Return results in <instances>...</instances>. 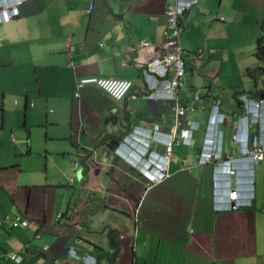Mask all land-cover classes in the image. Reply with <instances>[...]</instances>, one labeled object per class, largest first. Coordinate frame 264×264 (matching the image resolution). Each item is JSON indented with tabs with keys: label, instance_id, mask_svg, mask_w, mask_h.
<instances>
[{
	"label": "crops",
	"instance_id": "obj_1",
	"mask_svg": "<svg viewBox=\"0 0 264 264\" xmlns=\"http://www.w3.org/2000/svg\"><path fill=\"white\" fill-rule=\"evenodd\" d=\"M172 2L28 0L0 23V264H264V159L251 168L233 138L239 94L258 98L251 72L264 79L252 46L264 38V0H199L181 17L189 55L178 101L190 103L197 90L203 108L187 111L199 128L174 146L170 177L152 184L144 156L127 163L101 142L134 133L159 161L172 103L144 97L141 67L163 52ZM146 39L152 46L139 47ZM83 76L132 87L112 100L94 86L77 89ZM216 95L228 115L221 149L237 157L238 172L251 168L239 176L253 181L255 200L241 210H213L212 167L195 165ZM245 130L264 142V113ZM19 215L25 226L12 223Z\"/></svg>",
	"mask_w": 264,
	"mask_h": 264
},
{
	"label": "clouds",
	"instance_id": "obj_2",
	"mask_svg": "<svg viewBox=\"0 0 264 264\" xmlns=\"http://www.w3.org/2000/svg\"><path fill=\"white\" fill-rule=\"evenodd\" d=\"M25 1H28V0H0V23L8 22L15 18H18L19 15L21 14L19 10V6L22 5ZM198 2L199 0H173V2L171 3L172 5H170L164 12L163 23L161 25V34L163 37L162 39L163 52L160 55L151 59L150 61L146 62L141 67L143 78L147 84L146 90L145 92H143L144 97L147 98L148 100H151V99L163 100V101L169 100L170 103H172V106H171L172 111H173L172 125L170 128V132L168 133L167 138L164 141L163 150L168 141H172V138H176V136L172 133V128L174 126V120H175L174 106L180 105L178 101V92H179L181 80L184 77L186 69H187L186 59L189 55L185 51V49L183 48L180 42V34L183 30V26H182L180 19L183 16V14H185L186 11H188ZM170 10H178L176 13L177 14L176 25L178 28L176 40L179 46L181 47V60L183 61L181 69L183 72H182V75H180L177 78L178 79L177 86L175 88H172V90L168 92L167 89L163 87V85L171 81L170 78L173 75V68H175L176 65L171 64L167 66L166 69H164L165 60H162L161 64H159V62L155 63V60L163 59L168 54L166 42L168 41V38L171 37V34H172L169 28V25H168V11ZM13 11H15V13H12ZM91 11H92V5L89 7V13ZM220 17L222 16H219L218 18L223 19V17L222 18ZM209 18L215 19L216 16L209 15ZM149 46H152V44L148 39L141 41L139 44V47H143L146 49ZM195 52L197 53L199 57L202 55L201 49H197ZM259 60L261 61L260 65L264 66V53L261 55ZM149 64H151L150 67H152L153 70L145 72V69H148ZM258 73H260V71H258ZM83 77H87V76H83ZM96 77H102V76H96ZM81 78H79L76 81L77 89H80L88 85V86H94L98 88L99 90H101V88L95 85H92V84H83L79 86L78 83ZM131 87H132V81H131ZM130 88L126 91L124 96L128 93ZM255 92L257 93L256 90ZM196 93L198 95L197 100H195ZM78 95H79V91L77 90L75 92V96L77 97ZM252 96H253L252 94L250 93L247 94L244 92H241L239 94L238 100H239V105L241 106L242 111L239 113L237 121L239 122V124H241L242 128L239 129L235 134H233L234 142L238 143L239 148H240V153L238 156H240L241 158L242 157L249 158L247 159V161L250 163L251 168H253V163H256L264 159V152L262 154L261 159L252 158L250 155H246V153H244L245 148L250 149L254 147V143L258 144V146L262 148V150L264 151V142L261 141L259 134L249 133L245 130L249 128L251 124L260 126L261 119L264 113V98H259V96L258 98L257 96L255 97H252ZM122 98L117 101H121ZM193 98L194 100L190 101V103L183 104V106L189 107V105L193 103L194 108L193 109L188 108L187 111L194 110L197 107L200 109L203 108V104L201 105L199 104L200 107L195 105L196 101H199V100L202 101L199 91L197 90L194 91ZM243 98L245 100H243ZM111 99L115 100L113 98ZM222 104H223V101L221 97H219L218 95L213 97L211 105H210L207 125L205 128V135H204V138L202 139L200 148L198 149L199 153H198V159L196 161V164L202 165V166L209 165L212 167V206H213V210L215 211L232 210V209H228V206H230L231 203H235V202L238 204V208L234 210H241L243 208L250 207L253 204V201L255 200L254 184L252 180L248 184H245V183L242 184V182H245V178L242 176L241 177L239 176L241 172L246 174L248 171L251 170V168L250 167L247 169L244 168L242 171L239 170L238 172V170L235 168V162L237 160V157L234 158L233 156H230V157L225 156L223 149H221L222 129H220L219 125L224 124L228 116L227 113L223 111ZM186 115H187V112L183 118L186 121H189L193 125V127H191L190 137L188 138L186 142L173 143L171 152L173 151V148L175 145L190 144L194 131L199 128V123L195 120L188 118ZM157 124L159 125L158 130L154 131L153 127L151 128V131L154 133L159 132L161 128L160 123H157ZM242 133L244 134L242 135ZM113 139H114V143L112 144L110 140L113 141ZM101 142L103 146L106 147V149H109L108 151L109 154L113 150V153L115 156H117V159H121L127 163L133 164L134 162L132 161V159L134 157H138L140 159L141 156H144V158L147 159L148 164H150V168L147 170L149 173L148 176L150 178H153V176L156 175L155 171L159 170V167H158L159 165H163L165 167L166 172L168 173L167 177H170L168 167H169L171 153H170L169 158L167 159L165 158L164 152L162 150L161 152L162 154L160 153L161 157H157L159 161L152 164L149 160L153 158V156L155 155L153 151L149 150L148 147L145 145L146 141L141 136L131 133L126 137L122 136L121 139H118L117 137H107L105 139H101ZM213 144L215 145L214 147L207 148V146L213 145ZM95 147L97 149L98 146L96 145L94 146L93 152H92L93 155L96 154L94 153L96 152ZM212 150H216L217 159L209 161L211 159L209 156L208 157L209 162L199 163L200 161L199 158L200 157L205 158L204 155L208 154ZM148 154L150 156L149 158H147ZM252 173L253 171L251 172V174ZM243 178H244V181H243ZM152 184H155V183H152ZM73 254H74V251H73Z\"/></svg>",
	"mask_w": 264,
	"mask_h": 264
},
{
	"label": "built area",
	"instance_id": "obj_3",
	"mask_svg": "<svg viewBox=\"0 0 264 264\" xmlns=\"http://www.w3.org/2000/svg\"><path fill=\"white\" fill-rule=\"evenodd\" d=\"M177 11L178 10H170L168 11V25L169 28L172 32L171 37L168 38V41L166 42L167 49H168V54L163 58V59H158L155 60V63L161 64L162 60H165L164 63V69H166L167 66L169 65H176L175 68H173V75L170 78V82L166 83L163 85L164 88L167 89L168 92L172 90V88H175L177 86L178 82V77L182 75V64L183 61L181 60V47L179 46L177 40H176V35L178 32V28L176 25L177 22ZM12 13H15L13 11ZM222 18V17H220ZM166 32V31H165ZM151 64H149L148 69H145V72L147 71H152L153 68L150 67ZM83 84H92L95 85L99 88H101L102 91H104L109 97L115 99V100H120L126 91L131 87V81L129 79H124V78H112V77H96V76H87L83 77L80 79L78 85L81 86ZM173 96V95H172ZM198 99L197 93L195 94V100ZM243 100H245L243 98ZM193 109V103H191L188 106H183V105H175L174 110H175V120H174V126L172 128V133L176 136V138H172V141H168L165 145V148L163 150L165 158H169L170 153H171V148L173 143H178V142H186L188 138L190 137V132H191V127L193 125L189 122L186 121L183 117L185 116L187 109ZM159 125L155 123L153 125V130L156 131L158 130ZM215 145H209L207 148L214 147ZM262 148L258 146V144L254 143V147L248 149L245 148L244 153L246 155H250L252 158L255 159H261L262 154H263ZM205 158L200 157L199 158V163H204V162H209L211 160H216L217 159V153L216 150L210 151L208 154L204 155ZM210 156V160L208 157ZM209 160V161H208ZM159 170L155 171V174L153 178L151 179L152 183H158L161 182L163 179H165L168 176V173L166 172V169L163 165H159ZM232 172V171H231ZM156 177V179H155ZM238 204L231 203L230 206H228V209H237ZM20 222L22 225L27 224V220L23 219L20 215L17 216L12 223L16 224ZM47 246L43 245V248H46ZM70 253L73 254V250H70ZM6 256L12 260H19L20 256L15 254V253H8Z\"/></svg>",
	"mask_w": 264,
	"mask_h": 264
},
{
	"label": "water",
	"instance_id": "obj_4",
	"mask_svg": "<svg viewBox=\"0 0 264 264\" xmlns=\"http://www.w3.org/2000/svg\"><path fill=\"white\" fill-rule=\"evenodd\" d=\"M220 65H221V63H220ZM219 69H220V67H219ZM259 69L261 70V72L264 75V66L260 65ZM259 76H260V73H258V74L255 73L254 78H256V80L254 82V86L253 87L257 91L259 98H264V79L263 80H258ZM110 142H112V144H113L114 143V139H113V141L110 140ZM95 149H96V147H95Z\"/></svg>",
	"mask_w": 264,
	"mask_h": 264
},
{
	"label": "trees",
	"instance_id": "obj_5",
	"mask_svg": "<svg viewBox=\"0 0 264 264\" xmlns=\"http://www.w3.org/2000/svg\"><path fill=\"white\" fill-rule=\"evenodd\" d=\"M261 39L264 40V38H262V37L258 38V46L256 47V50L254 51V55H256L258 58H260L261 55L264 53V43H263V41H261ZM171 155H172L171 157H173V151L171 152ZM197 159H198V157H197ZM172 160H173V158H172ZM191 165L192 164H190V163L187 164L188 167ZM195 165L196 166H202V165H198V164H195Z\"/></svg>",
	"mask_w": 264,
	"mask_h": 264
},
{
	"label": "rangeland",
	"instance_id": "obj_6",
	"mask_svg": "<svg viewBox=\"0 0 264 264\" xmlns=\"http://www.w3.org/2000/svg\"><path fill=\"white\" fill-rule=\"evenodd\" d=\"M252 43V42H251ZM263 43H264V40H263ZM252 46H255V48L257 47V44H252ZM228 69V72L229 73H233V71L230 69V68H227ZM253 75H255V73L257 74L258 73V71H255V73L254 72H251ZM168 178V177H167ZM155 179H156V177H155ZM262 234L264 235V231L262 232ZM263 241H264V237H263Z\"/></svg>",
	"mask_w": 264,
	"mask_h": 264
}]
</instances>
